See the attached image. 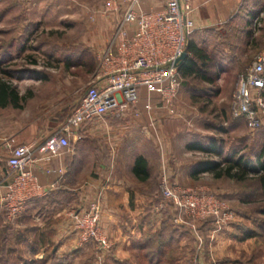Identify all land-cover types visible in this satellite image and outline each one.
Instances as JSON below:
<instances>
[{"label":"rangeland","instance_id":"obj_1","mask_svg":"<svg viewBox=\"0 0 264 264\" xmlns=\"http://www.w3.org/2000/svg\"><path fill=\"white\" fill-rule=\"evenodd\" d=\"M96 1L99 0H0V85L4 84L18 94V112L22 118L26 115L33 118L56 109L69 113L77 106L106 47L97 49L91 45L92 18L96 14L92 11V4ZM215 29L195 28L188 41L207 55L211 66L208 76L213 77L214 82H205L191 74L181 76L182 85L174 106L180 109L182 117L167 121L161 127V134L170 144L174 159L179 161V166H175L171 158L165 166L176 167L174 171L180 173L182 188L187 189L195 190L185 185L195 163L216 161L221 164L220 168H226L239 157L252 167H256L257 159H260L258 163L264 162V154H261L264 153V131L249 133L243 121L233 119L230 113L237 78L262 48L264 28L253 24L248 27L246 20H240L225 32L227 41L224 30ZM11 112L10 108H0V118ZM160 143L163 147L162 141ZM193 143L204 146L213 143L215 151H188L186 146ZM161 164L158 144V204L161 200ZM250 173L243 182L228 178L214 180L210 173L196 178L201 180L198 185L206 186L208 182L215 187V193L210 194L225 202L232 215L216 231L218 238L204 233L201 248L187 228L178 229L171 221L165 220L173 213L171 209L167 213H155L158 234H162L158 242L166 244L165 255L158 264H264V188L259 181L261 174ZM240 201L243 203L241 210ZM3 212L0 227L3 264H44L45 258L56 252L57 245L53 244L47 246L44 253L26 258L20 250L26 248L25 236L16 226L20 219L9 223ZM161 221L165 222L164 225ZM210 230L215 229L210 227ZM249 233L253 236L245 239ZM31 243L30 247L35 248ZM111 256V249L100 253L93 245H85L78 247L75 253H55V257L63 262L50 264L148 262L143 254L128 260L118 258L117 261Z\"/></svg>","mask_w":264,"mask_h":264},{"label":"crops","instance_id":"obj_2","mask_svg":"<svg viewBox=\"0 0 264 264\" xmlns=\"http://www.w3.org/2000/svg\"><path fill=\"white\" fill-rule=\"evenodd\" d=\"M166 2L167 0H142L139 9L142 12L161 10ZM190 4V18L194 28L224 30L226 41L225 32L231 26H236L240 20H246V25L251 27L254 19L262 15L259 27L264 28V0H190ZM125 5V0H99L92 4V11L96 14L92 18L94 24L91 25V45H95L97 49L107 47L109 36L123 14ZM251 37L250 35L247 39L248 42ZM16 96L18 97L17 93ZM144 99L145 91L141 89L137 104L138 116L129 113L123 119L105 117L85 124L78 132L80 139H70L69 151H65L50 163L38 164L33 168L39 183L47 191L44 197L48 199L43 204L39 202L35 207H26L16 224L25 236L26 248L20 250L26 258L36 253H44L45 248L53 244L57 245L56 254L75 253L79 246L76 244L74 220L70 213L87 209L98 194L102 195L103 206L100 226L111 243V258L116 261L118 258L128 260L134 255L143 254L146 251L143 244L158 235V216H154L158 213L154 209L158 204L156 140L159 138L163 143L164 162L168 164L169 159L173 158L174 165L179 166V161L174 159L175 155L170 151V144L161 134V127L167 121L181 118L182 113L176 106L171 112L159 109L157 96H154V108L149 116L144 110ZM19 106L17 101L4 108L0 107L12 110L9 116L0 118V186L7 181L6 142L13 140L15 145L32 143L34 156L38 157L39 146L48 137L61 131L74 110L69 113L63 109H56L54 112L47 110L33 118L30 115L22 118L18 112ZM154 135L157 138H154ZM263 150L264 148L262 152ZM139 156L145 159L149 169L150 177L147 180H140L133 174L134 161ZM195 165L196 163L193 167ZM48 169L62 172L47 174ZM166 169L170 183L182 188L180 173L174 171L176 167L166 166ZM191 173L192 171L186 178V186L204 190L202 192L206 193H215V187L208 182L206 186L198 185L201 180L196 178L206 173L197 176H192ZM3 193L4 188L0 187V196ZM239 205L241 210L242 201ZM2 223L0 207V227ZM215 233L216 230H208L206 235L218 238ZM30 243L34 244L35 248H31Z\"/></svg>","mask_w":264,"mask_h":264},{"label":"built area","instance_id":"obj_3","mask_svg":"<svg viewBox=\"0 0 264 264\" xmlns=\"http://www.w3.org/2000/svg\"><path fill=\"white\" fill-rule=\"evenodd\" d=\"M141 1L125 0L124 12L98 58L95 75L61 131L39 146V156H34L32 143L15 145L13 140L6 142L7 181L0 186L4 188L0 207L7 222L21 218L30 200L46 195L47 191L39 183L33 168L50 163L69 151L70 139H80L78 132L83 125L105 117L123 119L129 113L138 116L141 89L145 91L144 110L149 116L154 108V96H157L159 109L173 111L181 87L180 58L184 53L188 55L187 44L195 29L190 18V0H167L163 9L149 12L139 9ZM261 17L254 19L253 26L259 27ZM263 93L264 43L245 72L238 76L230 107L232 118L242 120L251 133L264 130ZM154 138H157L156 135ZM156 142L160 146L162 168L159 184L161 200L154 209L159 212L170 204L175 211L172 224L186 227L201 248L203 237L198 227L213 219L215 230H219L232 218L229 207L210 193L172 185L159 138ZM54 172L62 171L46 170L47 174ZM102 207V195L98 194L87 209L70 213L79 247L95 245L100 253L111 248L100 226Z\"/></svg>","mask_w":264,"mask_h":264},{"label":"trees","instance_id":"obj_4","mask_svg":"<svg viewBox=\"0 0 264 264\" xmlns=\"http://www.w3.org/2000/svg\"><path fill=\"white\" fill-rule=\"evenodd\" d=\"M187 58L185 61L182 62L180 68H179V74L180 76L184 77L186 75H194L196 77L201 78L205 82L213 83L214 79L211 76H208L209 72L208 69L211 68L209 65L210 61L207 58V55L203 53L200 49L196 47L195 44L189 43L187 44ZM182 85V81H181ZM181 88V87H180ZM17 96L13 89H10L6 85L2 84L0 85V107L4 108L10 103L17 102ZM15 105V104H14ZM211 144V143H210ZM211 145H201L199 143H193L191 145L186 146V149L188 151H199V152H205V153H211L215 151V147ZM242 157H239L237 161L233 162L231 165H229L226 168H220V163L216 161H201L198 162L192 170L191 175L197 176L199 174L203 173H210L212 174L213 178L215 180L221 179V178H228L237 182H243L248 179L247 174H251L250 172H253V175H260L259 181L261 184V187L264 188V162L258 163L259 161L256 160V167H252L251 163L249 162H243ZM133 174L136 176V178H139L140 180H147L150 177L149 169L147 167L146 161L141 156L137 157L134 161L133 166ZM252 176V175H251ZM156 191L158 192V188H156ZM49 196V195H47ZM48 199V198H47ZM44 198L41 199H32L27 204L26 207L29 205H33L34 207L39 204L45 203L47 200ZM168 209H171L173 212L170 217H166L165 220H169V222H172L173 215L175 211L171 207L170 204H166L165 208L162 210V213H167ZM4 213V212H3ZM165 222L162 224L164 225ZM211 229H215L216 226L214 225L213 219L206 220L198 227L199 233L201 236L204 235L205 232ZM178 229H185L186 227L176 226ZM163 230V228H161ZM253 234V233H252ZM162 234H158L154 239L153 237L148 239L143 245L145 246V252L143 253V258H147L148 262L147 264H158V262H161V259H163V256L165 255V246L166 244L162 243V241L158 242V239H160ZM253 235L250 233L246 235L245 239L251 238ZM157 241V242H156ZM4 258V248L0 247V264H3ZM44 264H50V262H56L59 263L62 260H58V258L55 257V252L51 254L49 257L45 258ZM6 261V260H5ZM163 261V260H162ZM7 262V261H6ZM63 262V261H62ZM154 262V263H153ZM8 264V263H7Z\"/></svg>","mask_w":264,"mask_h":264},{"label":"water","instance_id":"obj_5","mask_svg":"<svg viewBox=\"0 0 264 264\" xmlns=\"http://www.w3.org/2000/svg\"><path fill=\"white\" fill-rule=\"evenodd\" d=\"M186 58H187V54L184 53V54L181 56L180 61L183 62V61H185Z\"/></svg>","mask_w":264,"mask_h":264}]
</instances>
